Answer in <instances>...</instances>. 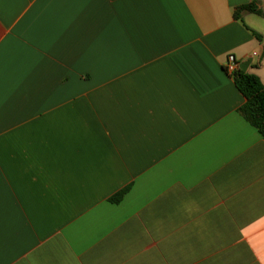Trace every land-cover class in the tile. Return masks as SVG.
Wrapping results in <instances>:
<instances>
[{"label": "crops", "instance_id": "crops-1", "mask_svg": "<svg viewBox=\"0 0 264 264\" xmlns=\"http://www.w3.org/2000/svg\"><path fill=\"white\" fill-rule=\"evenodd\" d=\"M229 55L264 85V0H0V264H264Z\"/></svg>", "mask_w": 264, "mask_h": 264}, {"label": "trees", "instance_id": "trees-1", "mask_svg": "<svg viewBox=\"0 0 264 264\" xmlns=\"http://www.w3.org/2000/svg\"><path fill=\"white\" fill-rule=\"evenodd\" d=\"M243 12L263 15L262 10L257 9L255 3L242 6L235 11V18L242 22L240 14ZM256 37L261 38L259 35H256ZM233 78L237 89L246 99L245 104L238 110L239 114L264 138V85L258 76L244 72L241 69L235 72ZM128 190L129 188H126L116 194L111 202L119 203Z\"/></svg>", "mask_w": 264, "mask_h": 264}, {"label": "built area", "instance_id": "built-area-1", "mask_svg": "<svg viewBox=\"0 0 264 264\" xmlns=\"http://www.w3.org/2000/svg\"><path fill=\"white\" fill-rule=\"evenodd\" d=\"M240 69L237 58L234 55H229L226 63V70L233 77L235 72Z\"/></svg>", "mask_w": 264, "mask_h": 264}, {"label": "water", "instance_id": "water-1", "mask_svg": "<svg viewBox=\"0 0 264 264\" xmlns=\"http://www.w3.org/2000/svg\"><path fill=\"white\" fill-rule=\"evenodd\" d=\"M240 69H241L242 71L246 72V71H247V66H246V65H245V66H242Z\"/></svg>", "mask_w": 264, "mask_h": 264}]
</instances>
